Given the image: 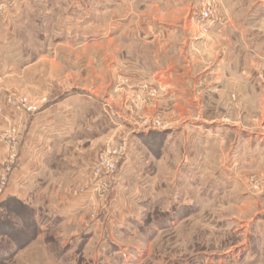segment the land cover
<instances>
[{"label":"rangeland","instance_id":"374dc122","mask_svg":"<svg viewBox=\"0 0 264 264\" xmlns=\"http://www.w3.org/2000/svg\"><path fill=\"white\" fill-rule=\"evenodd\" d=\"M0 264H264V0H0Z\"/></svg>","mask_w":264,"mask_h":264},{"label":"crops","instance_id":"0c3cea01","mask_svg":"<svg viewBox=\"0 0 264 264\" xmlns=\"http://www.w3.org/2000/svg\"><path fill=\"white\" fill-rule=\"evenodd\" d=\"M68 103L70 104V102ZM70 112H73L76 116L75 112L70 108V105H57L54 111L40 115L35 124V129L37 133L40 134L41 142L34 137L30 138L33 140V148L36 151V155L39 156L40 159H50L52 150L57 145L76 136L80 129V124H77L76 120L73 119V114ZM29 164L30 166H28V168L26 165L27 170L24 173L26 177H31L32 180L37 183V186H35L37 190L38 186L44 184L45 174L43 173V168L34 163L29 162ZM14 192V190H9V193L12 195L15 194ZM88 195H90V191L82 193L77 200L70 202L72 205H67V207H74L76 205L83 206L84 199L87 201ZM68 210L69 209H66L65 212Z\"/></svg>","mask_w":264,"mask_h":264},{"label":"built area","instance_id":"2783aa9c","mask_svg":"<svg viewBox=\"0 0 264 264\" xmlns=\"http://www.w3.org/2000/svg\"><path fill=\"white\" fill-rule=\"evenodd\" d=\"M100 180H101V181H103V179H102V178H100ZM97 184H99V183H97Z\"/></svg>","mask_w":264,"mask_h":264}]
</instances>
